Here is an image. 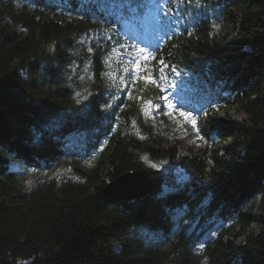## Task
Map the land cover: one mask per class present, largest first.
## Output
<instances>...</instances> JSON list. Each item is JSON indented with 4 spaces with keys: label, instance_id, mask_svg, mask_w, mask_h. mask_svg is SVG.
Returning a JSON list of instances; mask_svg holds the SVG:
<instances>
[{
    "label": "trees",
    "instance_id": "obj_1",
    "mask_svg": "<svg viewBox=\"0 0 264 264\" xmlns=\"http://www.w3.org/2000/svg\"><path fill=\"white\" fill-rule=\"evenodd\" d=\"M149 1L0 0V264H264V0H167L175 118L121 67ZM131 171L145 195H103Z\"/></svg>",
    "mask_w": 264,
    "mask_h": 264
},
{
    "label": "snow or ice",
    "instance_id": "obj_2",
    "mask_svg": "<svg viewBox=\"0 0 264 264\" xmlns=\"http://www.w3.org/2000/svg\"><path fill=\"white\" fill-rule=\"evenodd\" d=\"M122 2V0H121ZM167 3V0H156V4L154 8L151 10V15L153 19L157 22V24L160 26V30L164 32V35H167V16L168 13L171 11V9H166L164 5ZM139 10V9H137ZM124 10L121 9V12ZM92 39H99L98 37H89L88 40L91 41ZM111 39V37H109ZM81 43H84L82 40ZM123 48L127 49L130 46L125 44L122 46ZM88 52H92L93 49L91 46L87 48ZM115 53L120 54L119 49L113 50ZM159 51V43L157 42L156 45V51H149L145 48H139V47H132V51L130 52H124L121 55H127L130 57V59L127 61V66L121 65L123 68L124 73L130 74V80L131 82L135 83L137 81H143L146 85L151 84L154 85L156 89H158L160 92H164L165 88L162 81L167 80V75L165 73V69L169 67V65L165 62L163 58L159 60L160 67L156 69L154 66H150L149 62L151 60H154L156 58V52ZM173 72L176 71L175 66L171 69ZM158 71L159 75L154 76L153 72ZM179 75V73H176ZM83 79V77H81ZM120 80L122 83L127 85L129 83L128 80H125L123 76L120 77ZM156 99L163 100L165 102L166 107L168 108V112L165 113V115H168L170 117L175 118L176 112H175V105L172 104V101L168 99L167 96H157ZM147 111L145 112V115H148L151 113L155 108H159L160 105L156 104L154 100H147L144 101ZM179 117H183L184 121L191 124L192 128L196 131L197 136L200 139H203L202 136L199 135L200 129L197 125L196 118L192 115V113L189 112H183L180 111L178 113ZM154 119V117H153ZM179 125V121H177ZM133 124H135V121H133ZM143 138V137H141ZM142 159L147 160L148 158L146 156L141 157ZM151 167L155 168L158 167L156 164H151ZM200 249L204 248V245H199ZM237 264H243L242 258H238Z\"/></svg>",
    "mask_w": 264,
    "mask_h": 264
},
{
    "label": "rangeland",
    "instance_id": "obj_3",
    "mask_svg": "<svg viewBox=\"0 0 264 264\" xmlns=\"http://www.w3.org/2000/svg\"><path fill=\"white\" fill-rule=\"evenodd\" d=\"M155 4L156 0H152V2L149 1L145 9L144 15L141 18H138L139 21L131 20L129 21V23L127 22L128 31L131 32L130 34H132L140 44L139 48H145L149 51L154 48L157 42L159 43L163 33V31L160 30V26L157 24V22L153 19L151 15V10L154 8ZM138 23L139 25H135ZM231 27V23L228 22L227 30H229ZM161 83L165 88L163 96H167L168 99L172 101V104L175 105V107L177 108L183 100L182 90H184V87L178 82H176V79L173 76H167V80L162 81ZM218 115L222 117L224 115L223 111L220 110ZM224 116L229 118L231 121L236 122L244 116V113L234 107L232 109H229L226 115ZM180 140V143L182 145V151H186V148L188 146L198 144L195 135L181 136Z\"/></svg>",
    "mask_w": 264,
    "mask_h": 264
},
{
    "label": "water",
    "instance_id": "obj_4",
    "mask_svg": "<svg viewBox=\"0 0 264 264\" xmlns=\"http://www.w3.org/2000/svg\"><path fill=\"white\" fill-rule=\"evenodd\" d=\"M150 188V181L140 172H127L108 182L103 195L109 198H135L145 195Z\"/></svg>",
    "mask_w": 264,
    "mask_h": 264
},
{
    "label": "bare ground",
    "instance_id": "obj_5",
    "mask_svg": "<svg viewBox=\"0 0 264 264\" xmlns=\"http://www.w3.org/2000/svg\"><path fill=\"white\" fill-rule=\"evenodd\" d=\"M187 95V93L182 94V96Z\"/></svg>",
    "mask_w": 264,
    "mask_h": 264
}]
</instances>
